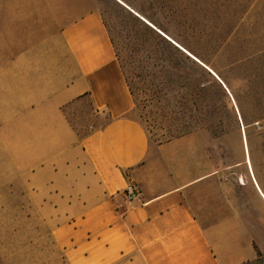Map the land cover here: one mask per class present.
Masks as SVG:
<instances>
[{
    "label": "crops",
    "instance_id": "obj_1",
    "mask_svg": "<svg viewBox=\"0 0 264 264\" xmlns=\"http://www.w3.org/2000/svg\"><path fill=\"white\" fill-rule=\"evenodd\" d=\"M87 105L93 123L79 130L69 113ZM134 109L99 8L0 0V164H17L66 264L264 256V182L253 164L244 168L255 194L241 192L245 182L205 160L195 134L151 147ZM129 182L132 200L123 195Z\"/></svg>",
    "mask_w": 264,
    "mask_h": 264
},
{
    "label": "rangeland",
    "instance_id": "obj_2",
    "mask_svg": "<svg viewBox=\"0 0 264 264\" xmlns=\"http://www.w3.org/2000/svg\"><path fill=\"white\" fill-rule=\"evenodd\" d=\"M69 1H90L102 11L133 90V115L151 147L195 134L204 159L220 164L224 176L237 184L245 182L241 192L255 194L244 164H253L264 182V0H121L175 38L183 39V33L172 12L193 18L208 40L191 43L204 62L181 48L222 83L182 61L177 68L162 67L158 56L169 51L157 35L163 36L117 0ZM69 114L79 130L93 123L89 105L85 114ZM24 181L17 164H0V264H66L49 226L33 214ZM251 264H264V256Z\"/></svg>",
    "mask_w": 264,
    "mask_h": 264
},
{
    "label": "trees",
    "instance_id": "obj_3",
    "mask_svg": "<svg viewBox=\"0 0 264 264\" xmlns=\"http://www.w3.org/2000/svg\"><path fill=\"white\" fill-rule=\"evenodd\" d=\"M171 19H173V21L176 23L177 26L179 25L182 28V33L183 34H180L179 36L183 37V39H179L177 37L175 38L174 36L169 35L166 32V29H164V28H162L160 26H157L156 24H154V26L157 27L158 29H160L171 40H173L174 42H176L177 44H179L180 46H182L190 54H192L193 56H195L199 61L204 62L202 54H200V52L199 53L196 52L192 48L191 43H194V42H203V43L205 42L206 43V42H208V40H206V38L200 32V30L197 27V25L193 22V20H192L193 18H188L186 16L185 17H182V18H178L176 16V14H174V12H172ZM157 36L160 38V40L162 42H164L167 45L168 50H169V51H166V54L161 55V56H158V61L161 64L162 67L177 68V67H179V61H182V62H184V64L185 63L188 64L190 66V68H193V67L194 68H197L198 70H200L201 72H203L205 75L206 74L207 75H210L211 74L198 61H196L194 58H192L186 52H184L183 50H181L179 47H177L175 44H173L170 40H168L164 36L163 37L165 39L163 37L159 36V35H157ZM125 78H126V76H125ZM126 81H127L128 86H129V89L131 91V94L133 95L132 87H131L129 81L127 80V78H126ZM198 86H200L201 90H204V88H205L204 87L205 84H203V83H200ZM133 99H134V97H133ZM134 103H135V101H134ZM206 127L207 128H212V126L209 125V124ZM260 257L261 256H258L255 260H257ZM255 260L248 261V262H245L243 264H251Z\"/></svg>",
    "mask_w": 264,
    "mask_h": 264
},
{
    "label": "water",
    "instance_id": "obj_4",
    "mask_svg": "<svg viewBox=\"0 0 264 264\" xmlns=\"http://www.w3.org/2000/svg\"><path fill=\"white\" fill-rule=\"evenodd\" d=\"M119 3H121L122 5H124L126 8H128L131 12H133L136 16H138L140 19H142L144 22H146L148 25H150L151 27H153L157 32H159L162 36H164L165 38H167L168 40H170L173 44H175L177 47H179L181 50H183L184 52H186L183 48H181V46H179V44H177L176 42H174L173 40H171L166 34H164L161 30L155 28L154 26H152V24L145 20L144 17L139 16V14H137L136 12H134L133 10H131L129 7H127L121 0H117ZM187 53V52H186ZM188 55H190L189 53H187ZM191 56V55H190ZM192 58H194L193 56H191ZM195 59V58H194ZM196 61H198L197 59H195ZM199 62V61H198ZM203 67H205L212 75H214L216 78L217 76L211 71V69H209L207 66H205L203 63L199 62ZM218 79V78H217ZM219 80V79H218ZM220 81V80H219ZM220 83H222L220 81ZM223 85V84H222ZM224 89L227 91V89L225 88V86H223Z\"/></svg>",
    "mask_w": 264,
    "mask_h": 264
},
{
    "label": "built area",
    "instance_id": "obj_5",
    "mask_svg": "<svg viewBox=\"0 0 264 264\" xmlns=\"http://www.w3.org/2000/svg\"><path fill=\"white\" fill-rule=\"evenodd\" d=\"M137 194L138 190L136 189V186L134 185V183L129 182L123 191V195L126 199L132 200L137 196Z\"/></svg>",
    "mask_w": 264,
    "mask_h": 264
}]
</instances>
